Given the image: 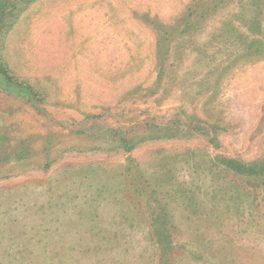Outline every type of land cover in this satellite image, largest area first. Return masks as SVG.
<instances>
[{"label":"rangeland","instance_id":"obj_1","mask_svg":"<svg viewBox=\"0 0 264 264\" xmlns=\"http://www.w3.org/2000/svg\"><path fill=\"white\" fill-rule=\"evenodd\" d=\"M1 4L0 264H264V0Z\"/></svg>","mask_w":264,"mask_h":264},{"label":"trees","instance_id":"obj_2","mask_svg":"<svg viewBox=\"0 0 264 264\" xmlns=\"http://www.w3.org/2000/svg\"><path fill=\"white\" fill-rule=\"evenodd\" d=\"M33 0H2V9H6L10 6L12 7H18L17 12L20 13L22 12L28 5L29 3H31ZM1 9V7H0ZM17 13V15H18ZM10 70L8 69V67L6 65H4V63L0 60V86L6 90H10L12 92H16V91H23L27 94H29V96L32 98L33 95H35L34 92V88L32 85L23 82V81H19L16 77L10 75ZM172 123H175V121H173ZM156 127H160L159 124H156ZM178 128H181V126L179 127L178 125H175ZM160 131H163V129L157 131V133H160ZM178 131H180L178 129ZM163 135V134H159L158 136ZM157 136V137H158ZM133 148V145L131 146H127L126 149L131 150ZM231 162H235L238 163L240 165V167L242 168L243 172L248 169L249 171L251 170L250 167L248 166L247 163L244 162H239L236 160H233ZM247 167V168H246ZM152 226V233H155L158 238H160V240L157 238V242L162 246V249L164 253H166L167 251V245H168V238L164 237L166 235H168L169 230L167 229V226L162 223L159 222L158 224H153Z\"/></svg>","mask_w":264,"mask_h":264}]
</instances>
